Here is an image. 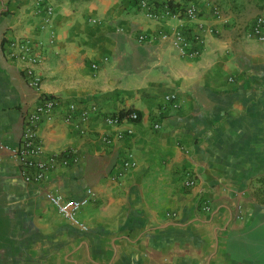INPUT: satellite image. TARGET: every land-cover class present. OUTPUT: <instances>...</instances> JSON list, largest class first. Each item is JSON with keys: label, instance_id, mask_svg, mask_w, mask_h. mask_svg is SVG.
<instances>
[{"label": "crops", "instance_id": "obj_1", "mask_svg": "<svg viewBox=\"0 0 264 264\" xmlns=\"http://www.w3.org/2000/svg\"><path fill=\"white\" fill-rule=\"evenodd\" d=\"M192 1L215 27L194 56L174 44L187 22L129 0H46L48 23L36 0H0V140L17 146L39 97L59 99L38 124L42 181L0 148V264H264V42L242 36L264 0ZM15 37L43 45L39 89L7 55ZM71 102L98 108L83 131L64 119ZM128 110L138 119L106 120ZM49 190L94 193L77 213L86 229Z\"/></svg>", "mask_w": 264, "mask_h": 264}, {"label": "built area", "instance_id": "obj_2", "mask_svg": "<svg viewBox=\"0 0 264 264\" xmlns=\"http://www.w3.org/2000/svg\"><path fill=\"white\" fill-rule=\"evenodd\" d=\"M131 5L135 10L142 11L144 15L153 20H158L164 16L183 19V26L174 29V44L181 50L183 55H198L201 53L203 44L208 34L215 32V27L208 24L202 18L198 4L196 1L188 0L185 3H172L163 0H131ZM39 6L44 5L45 22L48 23L53 17L54 6L46 2V0H36ZM214 14L219 17L218 7L213 6ZM242 36L246 40L264 42V14L255 17L249 27H247ZM140 40L143 36L139 37ZM8 57L16 62L20 68L26 83L35 89H39L42 84V77L37 69L43 61L41 44H33L24 37H15L7 44ZM95 66V65H93ZM174 108L179 107V99L176 93H171L165 97ZM59 99L54 95L42 94L35 104L33 110L24 117V123L20 135V141L17 146H9L0 140V148H10L11 154L19 161L22 167V174L27 181H42L45 177L46 163L40 159L41 143L38 137V124L43 120H51L54 109L58 106ZM98 108L92 104L90 107L79 108L76 103L71 102L67 106L64 119L66 122L78 126L83 131L80 123L85 122L91 112H97ZM138 113L134 110L124 117L128 120L135 121L138 119ZM123 117L118 115H110L106 117L109 123H118ZM155 128L160 127L159 122L154 123ZM132 129H128L125 134H131ZM124 133H119L118 137H123ZM108 141V139L106 138ZM124 168L133 165L131 154L123 162ZM194 179L188 177L185 180L187 186L194 184ZM93 192L88 191L87 195L80 198H67L61 193L49 190L46 192L48 201L59 211V213L68 219L71 223L77 225L81 229H86L78 218L79 209L84 206ZM204 209L209 210L210 205H204ZM172 215L174 213H167Z\"/></svg>", "mask_w": 264, "mask_h": 264}, {"label": "trees", "instance_id": "obj_3", "mask_svg": "<svg viewBox=\"0 0 264 264\" xmlns=\"http://www.w3.org/2000/svg\"><path fill=\"white\" fill-rule=\"evenodd\" d=\"M129 1H131V0H129ZM170 4H172V2H170ZM128 113H129V110H128V111H125V112H121V113L119 114V116H120V117H124V116H126Z\"/></svg>", "mask_w": 264, "mask_h": 264}]
</instances>
